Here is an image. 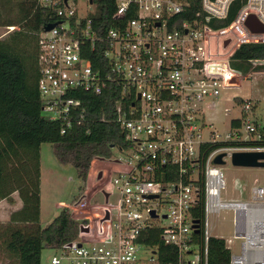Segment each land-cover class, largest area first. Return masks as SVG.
I'll use <instances>...</instances> for the list:
<instances>
[{"label":"built area","instance_id":"obj_1","mask_svg":"<svg viewBox=\"0 0 264 264\" xmlns=\"http://www.w3.org/2000/svg\"><path fill=\"white\" fill-rule=\"evenodd\" d=\"M236 1L115 0L113 21L104 27L94 19L96 0H39L56 24L39 38L43 111L64 123L65 133L88 120L79 92L119 89L112 120L126 138L117 147L122 157L93 158L85 192L69 206L84 222L79 238L58 249L62 256L51 264H157L158 247L142 241L152 229L177 248V261L167 264H208L211 218L224 210L233 214V237L223 238L230 264H264V184L252 186L247 199H224L227 182L215 162L220 154L226 161L234 152L264 151V121L250 117L254 103L243 99L224 137L215 129L204 136L214 125L207 101H219L223 89L242 87L248 77L232 67L234 54L243 44H264V31L247 23L255 16L264 25V0H240L232 21L218 26ZM97 194L104 203H92ZM233 240L238 251L229 246Z\"/></svg>","mask_w":264,"mask_h":264},{"label":"trees","instance_id":"obj_2","mask_svg":"<svg viewBox=\"0 0 264 264\" xmlns=\"http://www.w3.org/2000/svg\"><path fill=\"white\" fill-rule=\"evenodd\" d=\"M96 3V24L110 26L115 0H96ZM240 6L241 1H236L229 18L218 26L232 21ZM18 7L19 17L4 22L14 29L0 38V201L19 192L23 207L13 212L9 221L0 222V248L9 264H42L46 248L58 250L78 240L84 223L73 219L70 208L65 206L48 225L41 224L42 144H53L58 160L73 165L85 182L93 158L111 157L114 147L126 145V138L112 120L121 99L119 89L111 88L103 95L79 92L77 96L87 107L88 120L71 125L65 133H62L64 123L43 115L38 86L39 38L55 17L39 0H22ZM257 62H264V44H243L231 65L247 75L253 69L264 70V63L255 65ZM239 123L234 120L233 126L238 127ZM195 239L203 243L202 234H196ZM142 241L158 247L157 264L177 261V248L162 242L157 229L150 230ZM230 262L231 251L225 239L211 237L208 264Z\"/></svg>","mask_w":264,"mask_h":264},{"label":"rangeland","instance_id":"obj_3","mask_svg":"<svg viewBox=\"0 0 264 264\" xmlns=\"http://www.w3.org/2000/svg\"><path fill=\"white\" fill-rule=\"evenodd\" d=\"M19 2L22 0H0V33H8L13 26L4 25L8 19L19 17ZM4 36V35H3ZM255 65H259L256 63ZM244 80L242 87L223 89L219 101L209 100L205 104L206 116L209 123H214L213 128L205 131V138L215 129L223 137L230 130V122L238 116L241 110V100L250 99L254 103V109L250 113L252 119L264 121V70L253 69ZM230 108L231 114L226 115L225 109ZM43 115L50 118L52 114L44 111ZM41 224L48 225L65 206H73L83 195L87 180L84 182L78 176L76 168L71 164H62L55 155L53 144L43 143L41 146ZM123 156L117 148H113L112 156L107 161ZM105 165L104 161H99ZM221 168L226 178V188L222 191L224 199L250 197L251 187L255 184H264V168L242 167L233 164L231 158H227ZM244 187L246 189H244ZM85 188V189H84ZM84 189V192H83ZM117 194L111 198V202H117ZM105 198L97 194L92 198V203L102 204ZM212 234L216 237L226 238L227 241L233 237V214L230 211H222L218 216L211 218ZM238 240H233L229 245L233 251L239 250ZM144 254L148 257L149 252ZM62 256L61 252L52 248L43 251L42 264H51L53 256ZM193 257V256H191ZM0 264H9L8 257L0 248ZM62 264H69L63 260Z\"/></svg>","mask_w":264,"mask_h":264},{"label":"water","instance_id":"obj_4","mask_svg":"<svg viewBox=\"0 0 264 264\" xmlns=\"http://www.w3.org/2000/svg\"><path fill=\"white\" fill-rule=\"evenodd\" d=\"M248 25L251 27L253 31L262 32L264 31V25L260 24L258 20L255 18V16H251L248 21ZM55 23L48 24L45 28L46 31H49L55 27ZM226 154H220L215 159V162L219 165L225 164V160L223 157ZM232 162L236 166H242V167H261L264 168V151H238L234 152L232 155ZM108 196V194H107ZM110 215L109 212H107L106 218L102 219L104 221L105 219H109ZM196 229V233H199V220L195 221L194 225ZM84 231H88L87 229H83Z\"/></svg>","mask_w":264,"mask_h":264},{"label":"crops","instance_id":"obj_5","mask_svg":"<svg viewBox=\"0 0 264 264\" xmlns=\"http://www.w3.org/2000/svg\"><path fill=\"white\" fill-rule=\"evenodd\" d=\"M7 33L1 32L0 38ZM23 207V201L19 192H14L9 198L0 201V222H7L10 220L13 212L20 210ZM43 257V255H42Z\"/></svg>","mask_w":264,"mask_h":264}]
</instances>
